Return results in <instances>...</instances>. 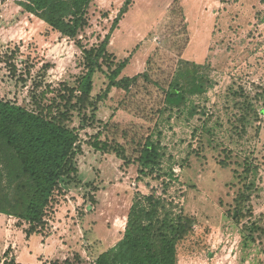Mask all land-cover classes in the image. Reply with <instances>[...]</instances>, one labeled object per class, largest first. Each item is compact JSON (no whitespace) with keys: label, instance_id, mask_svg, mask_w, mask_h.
<instances>
[{"label":"rangeland","instance_id":"1","mask_svg":"<svg viewBox=\"0 0 264 264\" xmlns=\"http://www.w3.org/2000/svg\"><path fill=\"white\" fill-rule=\"evenodd\" d=\"M87 21L68 39L0 0V100L61 112L81 149L43 233L27 237L24 222L0 214V264H91L122 239L136 194L193 219L177 264H264V3L93 0ZM110 30L111 56L79 115L71 106L86 73L82 49ZM123 62L118 79H139L107 90L106 65ZM171 82L184 98L173 111L164 104ZM97 134L130 161L151 135L164 177L138 179L136 162L87 144Z\"/></svg>","mask_w":264,"mask_h":264},{"label":"trees","instance_id":"2","mask_svg":"<svg viewBox=\"0 0 264 264\" xmlns=\"http://www.w3.org/2000/svg\"><path fill=\"white\" fill-rule=\"evenodd\" d=\"M13 1L24 12L46 24L52 32L75 39L88 25L87 11L93 0ZM261 2L264 3V0ZM112 32L110 30L97 48L82 49L86 73L76 90L77 103L71 106L79 115L91 105L94 74H104L102 64L111 56L107 47ZM125 67V62L106 65L107 90L129 91L137 82L139 75L118 79ZM76 91H69L70 98ZM164 97V104L171 111L172 105L184 101L183 92L172 82ZM246 116H250L248 112ZM67 121L61 112H58V116H52L51 108H43L40 104H37L35 112H29L16 104L0 100V214L24 222L27 237L44 232L56 199L65 194L63 179L74 181L78 173L75 156L81 150L79 138L64 126ZM98 138L99 134L87 144L95 151L115 154L127 165L136 162L138 179L148 175H155L156 179L164 177L161 171L164 157L162 146L151 135L140 147L136 161L126 159L121 146L102 143ZM164 204L165 200L155 195L136 194L122 239L91 264H177V246L192 231L194 222L182 212L176 214L171 209L165 210ZM63 264L70 262L66 260Z\"/></svg>","mask_w":264,"mask_h":264}]
</instances>
